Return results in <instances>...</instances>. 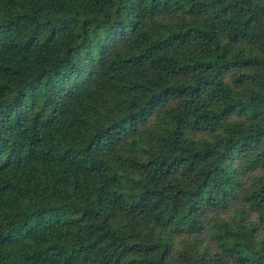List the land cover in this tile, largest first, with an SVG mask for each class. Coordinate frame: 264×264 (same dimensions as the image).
Returning a JSON list of instances; mask_svg holds the SVG:
<instances>
[{
	"label": "trees",
	"instance_id": "16d2710c",
	"mask_svg": "<svg viewBox=\"0 0 264 264\" xmlns=\"http://www.w3.org/2000/svg\"><path fill=\"white\" fill-rule=\"evenodd\" d=\"M0 264H264V0H0Z\"/></svg>",
	"mask_w": 264,
	"mask_h": 264
}]
</instances>
